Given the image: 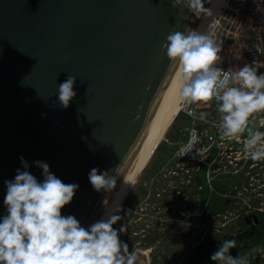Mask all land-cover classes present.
<instances>
[{"label": "water", "instance_id": "water-1", "mask_svg": "<svg viewBox=\"0 0 264 264\" xmlns=\"http://www.w3.org/2000/svg\"><path fill=\"white\" fill-rule=\"evenodd\" d=\"M179 13L170 0H0V217L7 214L4 181L24 170L21 156L39 181L43 170L34 162L44 161L65 184L79 185L62 215L84 227L103 217L180 73L161 44L171 31L200 30L205 20ZM69 76L76 96L65 109L58 88ZM117 166L116 189L95 191L90 170L115 175ZM243 218L248 224L223 239L252 234L257 213ZM221 242L205 236L182 264Z\"/></svg>", "mask_w": 264, "mask_h": 264}, {"label": "clouds", "instance_id": "clouds-1", "mask_svg": "<svg viewBox=\"0 0 264 264\" xmlns=\"http://www.w3.org/2000/svg\"><path fill=\"white\" fill-rule=\"evenodd\" d=\"M209 2L170 0L173 8L180 9L182 19L212 18L207 30L191 27L173 30L161 44L170 64L181 68L177 83L178 110L194 116L192 105L217 102L220 139L240 140L247 131L243 140L246 158L264 160V131L249 129L255 115L264 111V73L258 74L264 64L254 61L235 70L217 66L223 41L216 40V12L205 6ZM74 84L75 77L69 76L59 85L58 101L65 109L76 96ZM195 118L206 122L207 113L201 111ZM198 145H202L201 139L193 128L178 155L193 154L195 158L205 150ZM20 161L24 170L17 169L13 180L4 181L7 191L3 203L7 214L0 217V264H142L141 253L130 250L128 243L120 238L127 232L126 224L114 227L123 219L119 214L121 203L115 202L111 213L84 227L75 216L61 214L64 206L72 202L79 185L65 184L50 172L44 161L34 162L43 170V180L39 181L28 171L29 164L23 156ZM119 166L112 170L115 175L92 168L88 179L93 189L106 193L116 189ZM235 247L234 240L221 242L211 261L246 264L245 259L230 255Z\"/></svg>", "mask_w": 264, "mask_h": 264}, {"label": "rangeland", "instance_id": "rangeland-1", "mask_svg": "<svg viewBox=\"0 0 264 264\" xmlns=\"http://www.w3.org/2000/svg\"><path fill=\"white\" fill-rule=\"evenodd\" d=\"M186 122H188V118L182 112H178L175 118L172 120V124L170 123V126L167 127V131L163 134L160 140L161 142H159L157 148L155 146L154 151L152 152L147 161L148 163H146L143 168L139 171L135 178V181L132 183L131 187L121 200L122 205V203L126 202L128 199H133L135 204L131 206L132 209H128V206L130 204L126 205L125 209L129 211H140L138 206L144 199V190L141 188V185L144 184L145 181H152V184L156 187H151L150 189L151 193L150 197L148 198L147 206L151 208L153 207V213L158 214L162 212V210H164L163 215L165 217L172 216V218L177 223H179L178 227H180L181 230H183L182 225H185V230H187L189 226L192 229L195 228L191 235L181 238V241L179 242V251L177 253L178 256L176 259H179L181 253L186 250L189 244L196 243L198 240H200L201 234L203 233L202 224H193L195 216L199 215L198 211H200L199 207H201V205L195 203V208L187 207V202H189V198L190 200L194 199V196H189V193L191 191L190 180L195 181L194 186L196 188V195L201 203L205 201V199L209 196L210 193L211 195H215V190L211 191V185L207 181L205 167L202 166L201 168L195 169V165L197 162L195 158L189 160L187 158H182L181 156L179 157L178 153H176V148L173 145V136L175 132L186 131L183 129V127H181ZM251 128L252 126L251 124H249V129ZM170 136L172 137V139H170ZM178 141L184 142V138L179 137ZM171 167L177 168L175 169V171H178V173L173 172L171 170ZM243 174L246 176L247 180L257 181L255 174L250 171L246 173L213 172L211 174L210 182L214 185H217V182H224L227 186H229L237 179L243 178ZM198 183H201L203 187L198 188ZM237 188L238 189L235 190L236 194L238 193L237 195L247 199L250 203H253L254 198H260V196H262V198H260V204L259 202H255L254 205H261L264 208V188H239L238 186ZM241 197H236L238 203L241 202ZM167 201H169L168 204ZM136 203L137 206H135ZM241 207L242 206H239L238 208L235 207L232 210L215 214L214 217H212L211 219V227L217 230L218 232H221L228 231L231 228L237 226V222L240 223L239 220L237 222L236 220L238 216H240L239 210L241 209ZM193 210L197 212L192 213L191 211ZM257 244H259V242ZM260 245V250H264V239L260 238ZM162 258L164 262L162 260L161 264H168V262L172 260L171 256L167 257L166 254H163ZM195 264H217V262L211 261V259L209 258L197 262Z\"/></svg>", "mask_w": 264, "mask_h": 264}, {"label": "built area", "instance_id": "built-area-1", "mask_svg": "<svg viewBox=\"0 0 264 264\" xmlns=\"http://www.w3.org/2000/svg\"><path fill=\"white\" fill-rule=\"evenodd\" d=\"M216 21V40L217 42L223 41L222 51L219 54L221 61L218 62V67L225 70L232 67L235 70L245 63L252 64L254 61L258 64H264V0H227ZM260 73H264V68L259 69L258 74ZM191 107L194 110L195 117H198L201 111L207 113L205 122L187 115L186 111H178L188 118V122L181 126L186 130L183 131L186 132V141L180 142L179 150L187 144L193 128L196 129L201 139L202 145L200 146L205 149L200 155L195 156L197 160L195 168L198 165L205 167L208 182H210L213 172H249L248 170H250L252 164H247L249 158H246L243 149V140L248 135L247 131L240 140H221L218 128L220 114L216 110L217 102L213 101L210 105H192ZM251 126L252 130H259V126H264V111L255 115ZM200 146L198 145V147ZM193 152H195V149ZM184 157L194 159L193 154ZM233 186L256 188L246 187L241 183H235ZM260 198L259 204L261 202ZM241 199V202L250 204L247 199L242 197ZM257 208L262 209L263 207L258 205ZM260 248L261 245L259 244L258 249L260 250ZM259 264H264V250H260Z\"/></svg>", "mask_w": 264, "mask_h": 264}, {"label": "flooded vegetation", "instance_id": "flooded-vegetation-1", "mask_svg": "<svg viewBox=\"0 0 264 264\" xmlns=\"http://www.w3.org/2000/svg\"><path fill=\"white\" fill-rule=\"evenodd\" d=\"M259 130L264 131V126H259ZM184 138V142L186 141V137ZM179 138H177V140L173 139L174 141V147L176 148V153H179V145L178 143H180L178 141ZM178 149V150H177ZM180 157V155H179ZM182 158H186V157H182ZM188 159V158H187ZM168 160V158H167ZM191 160V159H189ZM175 162V161H174ZM251 163L252 166L250 168V170H248L249 172L252 171L253 174H255V177L257 179V181H251L247 180L246 176L244 175L243 178H239L237 179L235 182L238 184H242L243 186L246 187H256V188H264V160L261 161H252L250 158L247 160V164ZM177 167V166H176ZM172 171L175 173H178V171H175V169L177 168H173L171 167ZM200 168V165H198V167H196L195 169ZM187 169V168H186ZM181 171V170H180ZM177 175V174H175ZM191 181V191L189 193V196L191 197L194 196L193 200H190L189 198V202H187V207H191V208H195V203H198V205L200 204L201 207H199L200 211H198L199 215L195 216L193 224H197V225H201L202 224V228H203V233L201 234V239L204 238L205 236H207L208 231L211 228V199L213 197V195H211V193L209 194V196L205 199V201L203 203H201L196 195V188L194 186L195 181L190 180ZM218 183V182H217ZM209 184L211 185V190H212V186L213 184H211V182H209ZM151 187H156L155 185L152 184L151 180L145 181L144 184L141 185V188L144 190V199L141 202V204L138 206L139 210L141 211H137V210H133V211H129L126 210L125 207L126 205L128 206V209H132V205L135 204V202L133 201V199L131 200H127L126 202L122 203L121 207V211H120V215L123 217V219L118 222L116 225H114V227L119 228L120 224L124 223L127 226V232L121 234L120 238L125 241L126 243H128L130 250H136L137 252L141 253L142 256V264H161L162 263V255L166 254L167 257L171 256L172 260L168 262V264H182L186 252L187 250L194 244H189L186 248V250H184L183 253H181V255L179 256V259H176L178 256V251H179V242L181 241V238L189 236L192 234L193 230L195 228H190V226L188 227L187 230H185V225H182L183 230H181L180 227H178L179 223H177L172 216H164L163 215V211L155 214L153 213L152 209L153 207H148L147 203H148V198L150 197V193H151ZM198 188H202L203 186L201 185V183L197 184ZM215 195L217 196L218 194H221L220 197L224 198V194L222 191H218L217 189V185H215ZM220 192V193H219ZM214 195V196H215ZM137 202V200H136ZM169 203V201H167V204ZM186 204V203H184ZM137 206V203L136 205ZM140 212V213H139ZM192 213H195L197 211H191ZM246 212H256L258 215V221L255 223L254 226V230L253 232H255V235L259 232V230H261L262 228H264V215L263 213H259L257 211H246ZM244 219V218H243ZM238 220V218H237ZM236 220V222H237ZM238 224V223H237ZM248 224V222L246 220H244V225L241 226L240 224H238L237 226H235V230H228L226 232H222L221 236L218 238H221L222 241L225 240H234L236 247L233 248L235 250V253L232 254L231 256L234 258L237 257H241L243 259L246 260V264H259L260 262V250H258L259 248V244H257L256 246V250L257 253L255 252V246L251 245L249 247H247L244 255H238V246H239V241L238 238L235 237H229L227 239H223L224 235H228L231 232H234L236 230L242 229L244 228L246 225ZM176 228V229H175ZM217 238V237H216ZM264 238V233L263 236L261 237V239ZM211 257V256H210ZM209 257V258H210ZM208 259V257L205 258H201V259H197L196 261H194L191 264H195L197 262L203 261ZM179 260V261H178ZM164 262V260H163Z\"/></svg>", "mask_w": 264, "mask_h": 264}, {"label": "bare ground", "instance_id": "bare-ground-1", "mask_svg": "<svg viewBox=\"0 0 264 264\" xmlns=\"http://www.w3.org/2000/svg\"><path fill=\"white\" fill-rule=\"evenodd\" d=\"M227 0H214L211 7L215 10L216 16L215 20L220 13L222 7L226 4ZM212 18H208L207 20H204L200 30L205 31L208 28L209 22ZM181 74L178 75V78ZM178 78L175 82V85L157 119L155 122L144 147L142 148L140 154L138 155L135 163L133 164L131 170L129 171L126 179L124 180L122 186L120 187L119 191L117 192L116 196L114 197L112 203L110 204L109 208L105 212L102 218H104L107 214L111 213L115 207L114 203L119 202L121 203L122 198L126 194V192L131 187L132 183L135 181V178L139 171L143 168V166L148 163V159L152 152L155 149L156 144L161 140L163 134L165 133L166 129L169 124L172 122V120L175 118L177 112L179 111V99H178ZM172 124V123H171ZM126 181V183H125Z\"/></svg>", "mask_w": 264, "mask_h": 264}, {"label": "trees", "instance_id": "trees-1", "mask_svg": "<svg viewBox=\"0 0 264 264\" xmlns=\"http://www.w3.org/2000/svg\"><path fill=\"white\" fill-rule=\"evenodd\" d=\"M179 137H186V132H182V131L181 132L180 131L175 132L173 139H177ZM170 139H172L171 136H170ZM159 142H161V141H159ZM159 142L157 143L156 148L159 145ZM193 179H194V177H193ZM235 183L236 182H233L231 185L227 186L224 182L223 183L218 182L217 189H218V191L223 192L224 198L220 197L221 194H218L217 196L213 195V197L211 199V209H210L211 210V219H212V217H214L215 214H217L219 212L229 211V210L234 209L235 207L238 208L239 206H242L241 209L239 210L240 216H238V220L240 223H238V222L237 223L240 224L241 226H243L244 225V219H243L244 212H246V211H257L259 213H263V215H264V208L258 209L257 208L258 205H254L255 202L258 203V201H259V198H257V197L254 198L253 203H250V204H247V202L238 203L236 197H239V195H237L238 193L236 194V192H235V190L238 188L236 186H233ZM214 188H215V185L213 184L211 191H214L215 190ZM235 229L236 228L233 227L230 230H235ZM222 232H226V231L218 232L217 230H215L214 228L211 227L207 233V236H209V237H220ZM263 233H264V228L259 230V232L256 235H255V232H252L251 235L244 236L242 238H238V241L240 242L239 246H238V255H244L247 247H249L251 245L252 246L254 245L255 250H256L257 243L258 242L260 243V238L263 236ZM256 253H257V250H256ZM211 255L212 254H210L206 257H208V259H209V257Z\"/></svg>", "mask_w": 264, "mask_h": 264}]
</instances>
